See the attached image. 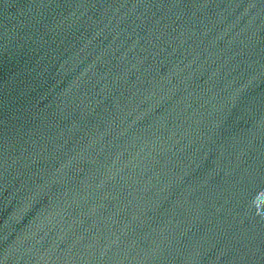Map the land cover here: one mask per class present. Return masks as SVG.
<instances>
[{"label": "water", "instance_id": "water-1", "mask_svg": "<svg viewBox=\"0 0 264 264\" xmlns=\"http://www.w3.org/2000/svg\"><path fill=\"white\" fill-rule=\"evenodd\" d=\"M0 264H264V0H0Z\"/></svg>", "mask_w": 264, "mask_h": 264}]
</instances>
